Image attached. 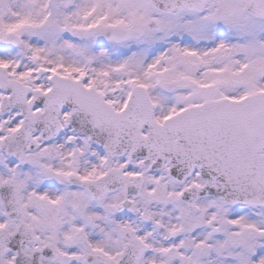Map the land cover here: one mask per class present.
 Segmentation results:
<instances>
[{
    "label": "snow or ice",
    "instance_id": "1",
    "mask_svg": "<svg viewBox=\"0 0 264 264\" xmlns=\"http://www.w3.org/2000/svg\"><path fill=\"white\" fill-rule=\"evenodd\" d=\"M0 264H264V0H0Z\"/></svg>",
    "mask_w": 264,
    "mask_h": 264
}]
</instances>
